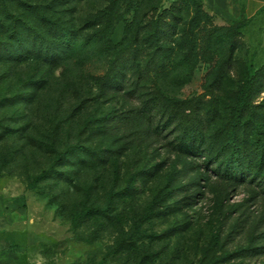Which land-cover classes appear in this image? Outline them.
Instances as JSON below:
<instances>
[{
    "label": "rangeland",
    "instance_id": "1",
    "mask_svg": "<svg viewBox=\"0 0 264 264\" xmlns=\"http://www.w3.org/2000/svg\"><path fill=\"white\" fill-rule=\"evenodd\" d=\"M27 1L34 8L9 1L16 16L38 25L35 8L41 9L70 25L78 37L92 32L87 20L110 2ZM118 1L124 18L111 35L113 42L122 40L136 12L148 19L154 5L171 2ZM191 14L182 11L186 20ZM212 16L214 24L226 25ZM0 17L10 20L2 0ZM237 42L232 63L213 90L211 64L202 60L184 83L178 78L183 66L165 74L150 63L139 89L149 95L161 85L171 96L196 97L199 115L216 129L245 66L264 64V9L247 19ZM146 54L138 55L141 67ZM108 58V51L93 45L58 63L0 60V203L13 214L15 229L26 234L23 243L13 245L12 232H0V252L13 258L0 264H264V182L247 176L227 181L203 155L185 157L170 143L172 126L154 130L159 115L138 136L132 116L125 122L120 115L141 105V99L100 82ZM30 80L40 84L27 87ZM24 93L30 98L22 99ZM261 101L264 92L256 97ZM53 146L59 151L100 148L104 158L58 164ZM54 167L71 179H38Z\"/></svg>",
    "mask_w": 264,
    "mask_h": 264
},
{
    "label": "trees",
    "instance_id": "2",
    "mask_svg": "<svg viewBox=\"0 0 264 264\" xmlns=\"http://www.w3.org/2000/svg\"><path fill=\"white\" fill-rule=\"evenodd\" d=\"M2 1L10 20L5 22L0 17V33L4 32L0 36V60L36 58L58 63L98 45L110 55L106 72L100 76L101 84L116 90L125 89L129 96L141 99V105H133L120 115V120L125 122L132 116L131 127L138 136L150 130L153 116L159 115L160 121L154 130L159 132L172 126L175 136L170 143L185 157L203 155L206 163H213L216 174L227 181L235 182L247 176L251 180L264 182V101L256 102V97L264 92V64L259 67L252 64L245 66V71L226 99L227 116L216 129L212 128L210 118L199 115L200 105L196 97L171 96L161 85L149 95L139 89L144 85L150 63L156 62L165 74L183 66L184 73L178 78L184 83L190 80L200 60L211 64L209 88L219 87L238 48L237 38L247 19L253 16L216 25L212 21L213 14L207 12L203 0H171L169 5H154L148 19L136 12L126 24L122 40L113 42L111 35L117 23L124 18L118 0H110L108 5L89 17L86 27L92 32L83 37H78L76 30L66 22L51 17L41 9L35 8L38 25L19 18L13 13L9 1H17L27 10L28 7L34 8L28 6L27 0ZM184 9L192 13L188 20L182 17ZM142 50L147 54L141 67L138 55ZM129 71L132 74L127 77ZM129 80L131 85L127 89ZM39 84L38 80H30L26 86ZM30 96L24 93L22 99H29ZM53 150L59 155L58 164L64 162L79 166L104 158L100 148L76 146L59 151L53 146ZM47 176L58 180L71 179L67 172L55 167L41 173L38 179ZM107 206H113V199ZM98 210L104 211L102 208ZM163 211L158 209V212Z\"/></svg>",
    "mask_w": 264,
    "mask_h": 264
},
{
    "label": "crops",
    "instance_id": "3",
    "mask_svg": "<svg viewBox=\"0 0 264 264\" xmlns=\"http://www.w3.org/2000/svg\"><path fill=\"white\" fill-rule=\"evenodd\" d=\"M203 3L205 9L223 24L232 23L242 17H252L264 7V0H203ZM6 215L8 221L5 219L6 223L3 224L2 222L5 221L1 222V220ZM12 216L13 214L8 213L7 209L0 203V232H12L14 243L21 244L26 239V234L15 229L16 223L11 220ZM12 253L15 254V252ZM7 257L0 252V263L6 260L12 261L13 258Z\"/></svg>",
    "mask_w": 264,
    "mask_h": 264
}]
</instances>
